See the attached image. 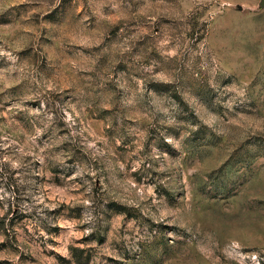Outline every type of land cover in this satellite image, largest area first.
I'll list each match as a JSON object with an SVG mask.
<instances>
[{
    "label": "rangeland",
    "instance_id": "1",
    "mask_svg": "<svg viewBox=\"0 0 264 264\" xmlns=\"http://www.w3.org/2000/svg\"><path fill=\"white\" fill-rule=\"evenodd\" d=\"M261 0H0V264H264Z\"/></svg>",
    "mask_w": 264,
    "mask_h": 264
},
{
    "label": "water",
    "instance_id": "2",
    "mask_svg": "<svg viewBox=\"0 0 264 264\" xmlns=\"http://www.w3.org/2000/svg\"><path fill=\"white\" fill-rule=\"evenodd\" d=\"M260 7H264V0L260 1Z\"/></svg>",
    "mask_w": 264,
    "mask_h": 264
}]
</instances>
